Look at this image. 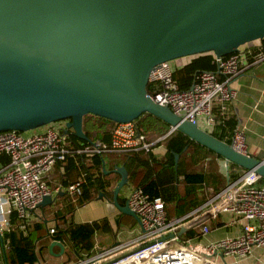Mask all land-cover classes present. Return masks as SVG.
Instances as JSON below:
<instances>
[{"label":"water","instance_id":"obj_1","mask_svg":"<svg viewBox=\"0 0 264 264\" xmlns=\"http://www.w3.org/2000/svg\"><path fill=\"white\" fill-rule=\"evenodd\" d=\"M262 38L264 0H0V131L66 119L72 128L66 131L89 140L82 129L86 113L125 122L150 112L170 123V131L178 128L226 162L264 176V158L177 114L147 87L163 61L206 52L224 56ZM178 159L176 153L175 167ZM112 171L120 174L113 204L140 221L127 201L118 200L129 182L127 168ZM53 199L47 194L38 206ZM54 244L61 254L63 242L51 240V252Z\"/></svg>","mask_w":264,"mask_h":264},{"label":"built area","instance_id":"obj_2","mask_svg":"<svg viewBox=\"0 0 264 264\" xmlns=\"http://www.w3.org/2000/svg\"><path fill=\"white\" fill-rule=\"evenodd\" d=\"M250 46L249 42L228 55L215 56L216 67L198 70L192 85L185 89H179L174 80L176 63L163 61L150 74L149 82L157 86L150 94L199 125L202 118V128L211 127L219 115L232 112V102L238 93L234 79L243 70L241 63L245 52L252 53ZM252 55V62L263 60L264 48ZM216 103L218 112L214 111ZM59 120L63 121L59 129L47 125L30 133L14 129L0 131V155L8 157L7 162L0 163V237L10 229L12 215L18 226L25 227L35 216L43 196H53L61 190L60 185L50 186L45 175L53 164L65 160L68 153L74 150L132 152L153 148V141L146 138L136 119L114 122L109 142L89 141L81 147L71 145L66 130L72 128L66 126V119ZM245 127H236L232 144L246 152ZM76 189L77 183L66 187L68 193ZM126 198L140 218L142 231L132 239L102 246L91 255L76 254L77 258L65 264H236L241 257L251 255L256 246H264V176L254 169H245L207 201L172 219L168 218L165 199L152 196L142 186L129 185ZM223 212L231 213L234 220L241 222L238 234L203 243L187 231L178 233L183 226L200 220L194 228L208 233L209 222ZM56 231V226H49L45 236ZM6 244L7 241L3 244L0 241L2 250ZM35 251L37 253L36 247ZM35 264L42 262L38 258Z\"/></svg>","mask_w":264,"mask_h":264},{"label":"trees","instance_id":"obj_3","mask_svg":"<svg viewBox=\"0 0 264 264\" xmlns=\"http://www.w3.org/2000/svg\"><path fill=\"white\" fill-rule=\"evenodd\" d=\"M261 43L264 46V38L261 39ZM215 56L213 52L194 54L191 59L178 66L173 75L177 87L179 89L190 87L198 70L214 69ZM147 87L150 93L157 89L153 82H149ZM136 120L141 131L146 134V138L153 141V147L164 144L166 152L161 156L152 149L132 152L74 150L68 153L65 160L56 162L53 168L58 172L61 183H73L81 175L85 180L81 183L82 193L74 201L65 202L62 207L47 211L53 214L52 218H47L46 212H43L45 207L42 208V212L36 211L35 216L25 227L18 226L15 215H12V225L3 234L7 244L3 250L0 246V264H34L37 261L36 241L44 236L48 227L52 225L57 227L55 236L64 234L80 256L93 254L94 234L111 229L107 217L75 222L71 213L75 204H81L89 199L91 192L106 190L111 183L108 176L111 173L120 175L112 171L115 166L125 165L127 168L129 182L126 185L142 186L152 196H162L166 201L170 219L198 207L223 189L229 180L236 179L245 171L244 167L232 161L229 162L227 173L221 172L218 166L208 169V163L211 165L210 156L224 157L178 128L170 131V123L150 112L143 113ZM237 122L238 119L233 112L226 116L219 115L218 131L213 134L231 142ZM113 123L106 117L86 113L82 118V129L89 140L79 138L73 132H69L68 139L74 147H81L89 141L109 142ZM176 153L179 154L177 167H175ZM105 155L114 163L113 168L107 173L104 172L105 167L102 168ZM7 160V155H0V163H5ZM60 166L64 168L61 172L58 169ZM45 179L48 181L49 178L45 177ZM119 202L124 204V197L119 196ZM194 229L189 234L194 233Z\"/></svg>","mask_w":264,"mask_h":264},{"label":"crops","instance_id":"obj_4","mask_svg":"<svg viewBox=\"0 0 264 264\" xmlns=\"http://www.w3.org/2000/svg\"><path fill=\"white\" fill-rule=\"evenodd\" d=\"M250 44H252V46H250L252 53H256L259 50L264 48V46H262L261 40H255L253 42H250ZM244 47L247 48L246 45ZM252 53L249 51L245 52L244 60L241 63L243 70L234 79V85L237 88L238 93H237V97L232 102L231 110L236 116V118L238 119L237 127H241L242 125L246 126L245 127L246 151L257 157L264 158V59L257 61V62H252L253 60ZM193 56L194 55H188V56L175 59L176 68L178 66L183 65ZM185 57L187 58L190 57V58L184 61L183 58ZM214 111L218 112L217 103L215 104ZM217 125H218V117L214 125H212L211 127H204V129L210 131L213 134V132L218 131ZM110 135H111V132H110ZM152 150L158 156H161L166 152V147L164 144L155 145L152 148ZM209 158L211 160V167L218 166V169L221 172L227 173L229 163L226 162L225 158L216 157V156L215 157L210 156ZM103 161H104V167L106 170L113 168L114 163L112 162L111 159H109L107 155L104 156ZM103 161H102V168H103ZM62 166L58 167L60 172L64 169ZM53 167L45 175V177L49 178L47 183L50 186L55 187L56 185H60L61 190L59 191H62V194H58L59 191L55 192V194H53L54 199L51 203L46 204L43 207L37 206L38 209L41 210V212L43 211L42 208L44 207H45V210L43 212H47L49 210L51 211L53 208L55 209L58 207H62V205L65 202L74 201L82 193L81 183L82 181H85V180L81 177V175L80 177H78V180L73 182V183H77L76 191L74 193H68L66 191V187L67 185H69V183L67 182L61 183L60 176L58 172L54 170ZM108 177L111 179V183L109 186H107L106 190L102 192L101 197H98L99 191L91 192L89 199L85 200L81 204H75V208L71 213V217L75 222L91 221L93 219H100L102 217H107L110 223L111 229L107 231V235H104V232L102 233L97 232L94 234L95 238H94V243L92 247L93 253L96 252V250H98V248L102 246L105 247V246L118 243L119 240H116V234L118 233H116V231H118L119 225H118V221L116 220H120L119 223H121L123 220L128 221L129 219L128 217L132 218V215L122 212L112 202L113 187L116 184V182H118L120 175L111 173ZM127 186L129 185L123 186L121 190L119 191L118 200H119V196L120 197L122 196L124 197L125 202H126V199H127L126 191L128 188ZM109 196L111 198H109ZM50 215L52 218L53 214H50ZM123 215H125V217ZM47 218L49 217L47 216ZM51 224L52 223H50V225ZM209 224L211 226V229L208 233L203 234L199 227L195 228L194 229L195 231L192 234H189V233L190 231H193V229H190L187 232L189 235L197 237L196 238L197 240H200L203 243H207L209 241L215 240L220 237L238 234L241 231V227H242L241 222L239 220H234V217L231 213H226L223 216H222V213H220L219 216L211 220ZM45 235L41 237V239H44L45 241H43V243H41L40 245L47 247V244L51 240L57 239L63 242L64 249L66 247V244L68 246L70 245L72 251L75 254H78L73 249V247L71 246V244L69 243L68 239L66 238L64 234H62L61 236H57V237L55 236V232L52 234L49 233L48 236H45ZM100 235L107 238V240L103 239L101 241L102 245L98 247L97 245L98 242L96 238H99ZM136 235L137 234H133L132 236L126 238L123 241L132 239ZM104 240H106V242H104ZM35 247H36V250L38 251V241H36ZM52 251L54 252V254H56V252L59 251V246L54 244ZM37 259H38V255H37ZM236 264H264V246H256L251 255L241 257L240 259H238Z\"/></svg>","mask_w":264,"mask_h":264},{"label":"rangeland","instance_id":"obj_5","mask_svg":"<svg viewBox=\"0 0 264 264\" xmlns=\"http://www.w3.org/2000/svg\"><path fill=\"white\" fill-rule=\"evenodd\" d=\"M189 58L190 57H188V58L185 57V58H183V60L186 61ZM172 61H173V63H175V59H173ZM62 122H63L62 120H54V121H51V123H46V124L41 125L39 127L25 130L24 132L30 133V132H34V131H40L47 125H52L54 128L59 129V127H61V125H62ZM199 122H200V125H203L202 118L199 119ZM207 168L211 169V165L209 163H208ZM127 187H129V186H127ZM47 210H48V208H47ZM36 211L40 212V209H38V207H37ZM50 214H52V213L46 212V215L49 218H51ZM224 214H226V213L223 212L222 216ZM128 218H129L128 221L123 220L121 223H119L120 220H116V221H118V225H119V229H118V231H116V233H118V234H116V240L123 241L126 238L132 236L133 234H139L142 231V226L140 224V221L137 218H135L133 216H132V218L131 217H128ZM114 220H115V218H114ZM102 232H104V235H107V231H101V233ZM96 239L98 242L97 243L98 247L102 245L101 241L103 239L107 240V238L103 237L102 235H100L99 238H96ZM106 240H104V242H106ZM37 241H38L37 255H38L39 260L42 262V264H65V263L69 262L70 260L77 258L76 254L72 251L70 245L68 246L66 244V247L61 254H54V253H52L53 251L51 252L48 249V247L40 245L41 243H43V241H45L44 239L40 238ZM39 249H41V251ZM39 252H41V253H39Z\"/></svg>","mask_w":264,"mask_h":264}]
</instances>
